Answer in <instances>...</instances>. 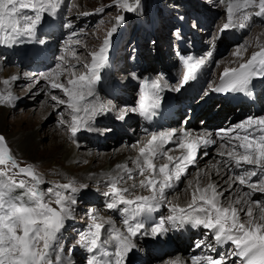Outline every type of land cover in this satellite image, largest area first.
I'll return each instance as SVG.
<instances>
[{
    "label": "snow or ice",
    "instance_id": "1",
    "mask_svg": "<svg viewBox=\"0 0 264 264\" xmlns=\"http://www.w3.org/2000/svg\"><path fill=\"white\" fill-rule=\"evenodd\" d=\"M61 3L62 0H0V45L16 46L22 37L29 42H36L45 15L55 17ZM140 4L141 0H135L134 3L129 0H114L113 6L120 7L127 13H134ZM251 9L258 10L253 12ZM97 12H104V8L97 9ZM226 13V22L220 29L221 35L227 30L246 28L253 15L264 16V0H227ZM124 19L123 15H117L116 24H121ZM116 31L117 28L112 27L107 37H111ZM38 42L45 43L44 40ZM109 45L110 41L106 38L98 50L90 53L92 62L85 65L88 71L70 79L67 85L58 82V77L52 74L44 77L49 80L52 89L60 90L67 97L65 100L53 94L51 100L56 104L66 105L69 109L71 122L67 127L73 137L81 130H91L92 123L98 116L113 111L110 105L97 103L99 97L95 91L102 79V70L108 65ZM246 50L242 45L238 46L233 55L242 59ZM212 55L209 51L207 58ZM183 64L185 71L178 86L163 82V78L142 81L136 104L125 106L116 118L124 121L129 114H134L152 121L162 107V93L165 90L179 93L190 81H195L206 64V58L193 59L188 56L183 59ZM56 67L59 68L60 65ZM16 79L15 76L11 78L13 81ZM254 79H264V47L254 51L238 67L225 68L220 77V85L211 91L250 95ZM2 83L8 86L10 80L6 78ZM89 97L93 99L89 101ZM14 99L10 90L0 93L2 104L12 105ZM59 124L64 125L65 121L61 119ZM216 136L230 145L223 150L226 145L220 144L222 150L218 155L227 158L217 161V164L222 163L230 170L234 168L240 171L234 175L229 188L223 191H218L214 184L205 188L197 184L191 203L187 207H181L167 201L166 190L174 189L189 166L196 164L198 150L202 146L214 145L217 141L210 135L194 136L186 129L179 135L175 129L152 132L150 138L138 147L139 155L133 161L142 177L139 184L134 182L130 186H121L126 184L125 176L113 175L106 185L108 190L103 192V196L111 201L106 204L108 210L125 206L120 211L124 214L123 223L127 234L118 230L113 234V229L109 228L102 239V230L110 221L92 215L88 231L77 241L89 254L85 264H126L129 252L136 247L133 238L138 235L159 236L167 233L170 228L182 229L186 226L209 230L217 246H234L231 251L217 258L212 255H194L190 264H227L228 258H232L231 264H264V201L251 199L256 192L264 193V115L246 118L232 129L218 131ZM174 138L178 141V148L182 150L179 156L170 155L169 151L172 149L165 150V146L173 142ZM5 140L0 135V166H4L0 169V178H4L0 180V264H71L63 256L65 245L61 233L66 222L74 219L73 213L78 204L76 194L86 190L88 186L85 184L78 188L73 182H68L42 190L41 185L45 181L32 167H20L17 164ZM204 154L207 155L206 152ZM161 159L166 162L160 163ZM117 167L127 172V179L133 178L132 170L126 166ZM13 169L30 177L31 183L25 179L17 181L14 178L17 173L10 175ZM253 177H258V181L253 182ZM237 181L250 191H244L235 199L230 194L222 201L224 192L231 193L232 184ZM137 187L149 194L130 198ZM17 190L23 191L17 194ZM236 192L239 193L240 189L237 188ZM165 203L170 214L160 218L150 232L144 231L151 214ZM241 213H244V219L241 218ZM113 244L114 250H110L109 246ZM194 247H207L213 252L216 250L213 245L205 244L204 241L195 242ZM73 251L75 248L69 247L68 254L71 255ZM169 264L188 262L177 258Z\"/></svg>",
    "mask_w": 264,
    "mask_h": 264
},
{
    "label": "rangeland",
    "instance_id": "2",
    "mask_svg": "<svg viewBox=\"0 0 264 264\" xmlns=\"http://www.w3.org/2000/svg\"><path fill=\"white\" fill-rule=\"evenodd\" d=\"M129 2L134 3L135 0H129ZM113 5L114 0H67L65 3H61L58 11V13L63 12V17H66L61 19L57 13L58 15L52 17V19L57 17L58 20L52 22V19H48L49 16L47 17V15H45L37 34H40V40H47L49 42L51 47L50 52H52V62L50 65L44 68L43 71L38 72H40L42 74L41 76L44 78V72L49 70L51 71L49 74H55V77L62 79L61 83L64 84L68 82L67 76L70 75L72 78L79 77L84 70L88 71L86 67L83 68L84 61L91 64L92 58L90 53L98 50L104 44L106 38L109 39V61L107 67L102 70L101 75L103 79H101V82L102 85L113 84L112 87L116 90H114L115 92H113V94L115 96H112V98L115 99L113 100L111 96L106 93L107 91L104 92L101 86H98V95L107 101L106 105L113 106V111L98 116L93 122L94 124L92 123L91 130H81V132L84 133L82 135H87L91 139L97 138L98 141L96 140L95 144H100L98 145L99 147H105L106 141L107 143L110 142V144L101 151L109 152L118 147L123 148L125 145L127 146V144L136 145L135 143H143L146 140L144 139V135L146 134H143V132L149 129H142L138 132H134L138 127H134V125L130 124L131 118H126V120L121 121L130 126L120 125L122 123H119L118 127L115 126L117 124L114 125L115 121L118 120L116 117L120 114V110L124 109L125 106H133L138 101L140 95L139 85L142 81L163 78L164 82L172 86H178L185 71L183 59L188 56L194 57L196 50L202 47L203 51L208 53V50L211 49L210 51L213 53L209 59L206 58V53L202 56L206 58V64L202 68V73L208 74V79H206L205 82H209V84L207 83V88H212L215 86L212 83H215L218 78L216 76L217 74H222L225 68L238 67L240 63L250 58L254 51H258L261 47H264V16L256 17L253 15L247 22L246 28L227 30L221 35L220 29L226 22L227 0H223V2H221V0H141L140 7L134 13H127L120 7ZM101 8H104V12L98 13L97 9ZM256 10L258 9H251L253 12ZM84 13H89V15H84ZM117 15H123L125 17L124 21L119 25H117L115 21ZM112 27H116L117 31L113 33L111 37H107V33ZM177 29L179 30L178 32ZM40 30L41 32L39 33ZM26 39L27 38L24 40ZM20 45L23 46V44H17L15 47H19ZM241 45L247 49L243 52L242 59L233 55L237 47ZM3 54L4 53H0V59ZM11 55L13 58L8 61L4 59L3 66L0 69V93H6L5 91H7L6 86L1 83L3 78L6 77V72L8 71L13 75L15 72L13 69L17 67V65L13 63L17 60V56ZM81 55L85 57L84 61H80L79 58ZM61 57H63L62 60ZM149 63L152 65H149ZM26 65L22 66V68L20 66L21 74H23L22 76L25 75L27 78H36L40 76L33 74L36 70ZM57 65H60V70L56 67ZM147 65L150 68V72L143 74L142 71L146 69L145 66ZM69 69L78 70L79 72L74 73ZM12 77L9 78L10 83L16 85L13 90H10L15 97L14 103L12 105L0 103V134L6 138L5 142L10 148V154L20 167H32L40 178L45 181V183L41 185L42 190L68 182H73L78 188L80 185H85V183L78 182L79 180L76 179L78 176L72 171L65 170L66 174L62 173V168L66 167L65 165L64 167L59 164L62 154L58 157L51 156L50 154L47 155L42 151V148L39 149V147L37 148L36 146L37 143L43 145L48 143V136H38L39 134H37H41V130L48 124L53 125L57 129L60 128L65 130L63 131L64 134L61 135V137L63 136V138H60L61 142L63 140L65 141V138L71 141L73 140V143L83 141L79 139L78 135L75 137L71 136V133L68 132L67 122L64 125L59 124V121L64 116V110L61 108L62 106L54 103L50 99L48 102L51 111L48 113L45 112L44 116L38 118L34 117L35 114L32 112L33 108L30 109V107L33 106L36 97L40 98V103L46 101L45 96H41V92L35 88H26L28 83L33 81L24 82L22 79H19V77L13 81L11 80ZM128 82L131 83V85L133 84V86L129 88L130 84H127ZM41 83H43V87H47V84L50 86L49 80L42 81ZM252 84L251 88L254 90L256 87H254V83ZM258 84L260 89L257 100L260 101L264 100V79H260ZM50 89V93L52 94L61 93L60 90L52 89L51 86ZM108 91L110 92V90ZM117 95H125L126 97H130L132 101L124 105L123 102H118ZM163 95L164 94H162V96ZM64 97V94H61V99L67 100V97ZM197 105H194L191 110L197 111ZM38 107L42 106L39 105ZM224 108L223 106L221 107V109ZM259 108H261L259 109L260 111L255 114L254 117L264 115V105L261 104ZM226 110L227 112L229 111L227 108ZM252 112L254 114L257 112V109H254ZM212 114V111L208 109L196 119V125L200 126L198 128L200 131L203 127V129H205L204 125H207L206 122L211 118ZM249 116L250 115H246L243 116V118H248ZM229 117L231 116L229 115L228 118L226 117V113L225 118L217 117L214 120V122L217 121L216 124H210L208 130L205 131H212L213 133L215 126V130L222 129V127V130L232 129L236 124L243 121H239L240 118L234 120L229 119ZM167 124L168 125H163L161 130H170L172 128L171 121H167ZM176 124L178 128L181 127L182 130L186 129L189 131L191 127L194 128V126L189 125L183 128L178 120ZM121 127H124L127 132H119L118 130H120ZM131 131L134 134L131 137L127 136V133H129V135L132 134ZM152 132L157 131H149V135ZM120 138H124L127 144ZM19 140H22V142L27 141V143L32 142L33 144L29 143V147L26 150H22L17 144ZM220 141L221 140H219L217 145L214 144L209 147V149L205 148L202 151L201 155H203V160H210L211 158H213V160H218V158H220L218 155L219 151L222 150L219 145ZM221 143H225L226 145L223 150L230 147V145H227L226 141H221ZM176 145L178 146V142L173 141L165 146V150L167 151L169 150L168 148H174L169 154L175 155L179 151ZM93 148L96 149L95 146ZM205 152L207 155L204 154ZM86 163L85 161H79L76 164L78 167H81L84 166V164L86 165ZM160 163H163V161ZM3 167L4 166H0V169H3ZM190 167L187 170L188 174L186 173L182 176L183 178L181 177L178 183L180 185L182 184L181 187L179 185L180 190L175 192L176 194L179 193V199L182 198L180 197L181 193H183L182 195L185 198L191 195L190 189L192 184H198L200 187L203 186L202 178L204 177L205 179L207 168L205 164H201L199 167H195V165ZM224 168L226 175L223 178L230 177V180L226 181L225 185L219 187L220 191L228 189L229 183L234 179V175L238 174L240 171L234 168L231 171L225 166ZM132 172L133 178L130 180L133 181L132 183L135 182L138 185V180L142 179V177H140L138 173L135 174L136 171L132 170ZM12 173H17L14 176L17 181L25 179L31 183V178L19 174L18 169H13L10 175ZM123 173L126 174L127 179V172L123 171ZM109 178L110 177L105 178V180L102 181L103 184H101V182L89 181L86 183L88 186L87 189L81 190L76 194L78 204L73 213L74 219L66 222V227L61 233L65 245L63 256L67 257L72 264H85L86 258L89 255L84 248L77 244V241L88 231V227L92 223V215L97 216L98 213L103 215L107 214L111 216L110 219L112 222L114 221L117 223L116 226L123 227L124 214L121 212L119 213V210L124 206H118L119 208L116 210H108L106 208V204L111 201L109 198L103 196V192L108 190L106 185L109 182ZM2 179L4 178H0V180ZM257 181L258 177H253V182ZM237 183L238 181L232 184L231 192L234 190ZM121 186L130 185L122 184ZM241 187L239 193L233 194V199H235L237 195H242L244 191H250L246 186ZM141 190L142 189L137 187L130 198H134L135 195H144L145 190ZM22 191L23 190H17V194ZM175 193L174 195H176ZM224 194L229 195L231 193L225 191ZM172 195L173 194H171V196ZM251 199L253 201H264V193L256 192ZM172 203L177 204L175 200L172 201ZM53 206L55 207L54 204ZM153 214L155 213L153 212L151 214L152 218L155 220L156 216H153ZM155 223L154 221L152 224L154 225ZM106 229L105 225V229L102 230L103 237V233ZM180 233L181 231L176 234L180 236ZM183 240H185V238H183ZM195 242L196 241L192 240V243H190L191 245L188 243L191 249L195 248L193 246ZM140 243V241L134 242V244H138L139 246H136L129 252V257L132 258L134 263L143 258L146 260L149 255L146 251L144 252ZM69 247L75 248V251H73L71 255L68 254ZM231 247L230 244L225 245L212 256L217 258L221 254L231 251ZM203 249L206 255L211 254L209 248L203 247ZM178 254V251L164 253L163 257L156 259L152 258L148 260L149 263H147L155 264L157 262V264H162L160 260L164 258H174L178 256ZM231 259L232 258H228L227 264H231ZM141 263L145 264V261H141Z\"/></svg>",
    "mask_w": 264,
    "mask_h": 264
},
{
    "label": "bare ground",
    "instance_id": "3",
    "mask_svg": "<svg viewBox=\"0 0 264 264\" xmlns=\"http://www.w3.org/2000/svg\"><path fill=\"white\" fill-rule=\"evenodd\" d=\"M66 1L67 0H63L62 3H65ZM62 13H58V14H59V17L61 19H64V17H66V16L63 17ZM48 19L51 20L52 17H48ZM55 20H58V18L56 17V18L52 19L51 21L53 22ZM40 32H41V30L39 31V33ZM39 35H37V36H39ZM24 39H25V37H22L21 41L18 44H20ZM56 41H58V40H56ZM53 49H55V48H53ZM210 50H208V51H210ZM0 53H4L1 56L2 58L0 59V69H1V67L3 66V63H4L3 60L5 59V61H8V60L12 59L13 56L10 53H6L3 50H1ZM205 53L207 54V52L203 51V48L201 47L200 49L196 50V53L194 54L195 56L193 57V59L204 58L202 56L205 55ZM79 59H80V61H84L85 57H83V55H81ZM86 64H88V63L84 61L83 68L85 67ZM49 65H46L45 68L48 67ZM149 65H152V64L149 63ZM26 66H29L30 68H33V67H31L30 63H27ZM145 68L146 69H144L142 71V73L143 74L149 73L150 72V68L148 67V65L145 66ZM59 70H60V68H59ZM69 70L71 72H74V73L75 72H79L78 70H71V69H69ZM13 71H15L13 75H11V73H9L7 71L6 75H5L6 77H4L3 80L6 79V78L9 79L10 77L15 76L17 78L19 77V79H22L24 82L33 81V82L28 83V86L26 88L27 89L35 88L36 90H39L41 92V96H45V98H46V101H43L42 103L39 102L40 101L39 97L35 98V100L33 102V106L30 107V109L33 108L32 112H34V114H35L34 117L38 118L40 116H44L45 112L48 113L49 111H51L50 104H49L48 101L51 99V95H53V94L50 93L51 89H50L49 84H47V87H43V83H41V82L45 81V79L41 76L42 74L40 72H38V71H34L33 74L40 75V76H38L36 78L35 77L34 78H31V77L27 78L25 75L22 76L23 74H21L22 72L20 71V66L15 67L13 69ZM86 72L87 71L84 70V72L81 75L85 74ZM44 73H45V77H46V76H49V73H51V71L48 70V71H46ZM53 76H55V74ZM207 76H208V74H206V73L203 74L202 70H200V72L198 73L197 79L195 81H190L189 84L185 86L186 87V92H188V93H193L196 90V94L193 97L192 96H188V95H182L181 93L176 94L177 92L170 91V90H165V92L162 93V94H164L163 95L164 97L163 96L162 97H163V101L164 100L165 101H169V99L172 96H176V103L173 105L172 112H175L177 115H181L183 113V109L181 108V105H178L179 101H181V100H185V101L189 100L188 102H190V100L198 99V97H201L200 100H198L199 102L192 103L193 105H197V103H198V105H197L198 108H197L196 114H198L200 112H202V114H203L208 109H210V111H212L213 114L211 115V118L207 120V122H206L207 125H204L205 129H203L204 128L203 127L202 130L200 131V129H198L200 126L196 125L197 122L195 121V124L193 125L194 128L191 127V130H189L188 132L192 133L194 136L195 135H200V136H206L207 137V136L210 135L212 139L217 141V143H216V145H217L219 140H220V138L218 136H216V133L218 131H221L223 129V127H222V129L215 130L216 129V126H215L214 129H213V131H214L213 133H212V131H210V132L205 131V130H208V127L210 126V124H213V125L216 124L217 121L214 122V120L217 117L225 118V113H226V117L227 118H228L229 115L231 116V117H229V119H234L235 120L236 118H240L239 121H241V120L244 121L246 118L245 117L243 118V116L250 115L249 117H254L255 114H257L260 111L259 109H261V108H259V107H260L261 104L264 105V100H260V101L256 100L254 102V104L242 102L241 104H238V105L234 106L233 104H230V102L225 98V96L227 94H224V93H214V94H212V91H211L212 88H210V89L207 88L208 90L205 91L204 94H203L202 92L204 91L205 84H207V83L209 84V82H205L206 79H208ZM216 76L218 77L216 82L212 83L213 85H215L214 87H216V86L218 87L220 85L221 74H219V75L217 74ZM67 77H68L67 78L68 81L70 79L75 78V77L72 78V76H70V75L67 76ZM3 80H2V82H3ZM152 80H155V79H152ZM152 80H148V81H152ZM61 81H62V79L58 78V82H61ZM259 82H260V79H254L252 81V83H254V86L256 87L254 91H255V93H257L256 94L257 95V99H258V94H259V89H260V86L258 84ZM67 84H68V82L65 83V85H67ZM127 84H130L129 88L131 86H133V84L131 85V83H129V82ZM14 86H16V85L15 84L13 85L12 83H10L8 86H6V90L7 91L13 90ZM98 86H101V88H102V90H104V92L107 91L106 93L109 94L111 96V98H112V96H115L113 94V92H115L114 90H116V89L114 87H112L113 86L112 83H110L108 85H106V84L102 85V82L100 81L97 84V86L95 88V91L97 93V96L99 97V95H98L99 94L98 93V91H99L98 90L99 89ZM108 90H110V92ZM7 91H5V92H7ZM61 94H63V92L55 94V95H57L59 98H61ZM177 95H179L178 98H177ZM250 95H252V94H250ZM92 99L93 98H91V97L88 98L89 101L92 100ZM112 99L114 100L115 98H112ZM117 100L120 103L123 102L124 105H127L128 102L130 103L132 101L130 99V97H126L125 95H122V96L117 95ZM239 100L240 99H237V102H239ZM86 102L87 101H85V103ZM97 103L107 104V101L104 100V98L102 99V97H99V100L97 101ZM39 105H41L42 107H38ZM61 106H62L61 108L64 110V112H63L64 116L62 117V119L65 121V123L67 122L66 125H68L71 122V116L69 114V109H67L66 105H61ZM222 106L225 107V108L221 109ZM226 108L229 110L228 112H227ZM253 108L257 109V112H255L254 114L252 112L254 110ZM206 114H208V113H206ZM130 118H131V120H130L131 123L130 124L134 125V127L135 126L138 127V129L136 131H134V132H138L139 130H142V129H150V127H151V124L147 123L146 120L144 118H142V117H139V115H136V116H134V114L128 115L127 119H130ZM25 119H26V116H25ZM167 121H171V124H172V126H171L172 128L171 129L177 130V134L178 135L183 131L181 127L178 128V125L176 124L177 119H174L172 117L170 120H166L164 122V125H168ZM119 123H122V122L117 120V121H115L114 125L117 124L115 126L118 127ZM120 125L130 126L129 124H126L125 122H123ZM41 131H42L41 134L37 133V134H39L38 136H44V135L48 136V143L45 144V145H43L41 143H39V144L37 143L36 144L37 148L38 147H39V149L42 148V151L44 153H46L47 155L50 154L51 156H54V157H58V156H60L62 154V157L60 158L59 164H60V166H62V165L66 166V167L64 166L65 168H62V173L66 174L65 170L72 171L73 173H75L78 176L76 178V179L79 180L78 182L79 183L80 182L81 183H85V184L87 182H89V181L101 182V184H103L102 181H104L105 178L111 177L113 175H117V176L123 175V176H125V179H126V174L123 173L124 169L123 168H118L117 167L118 165L126 166L127 169L136 171L135 174L138 173V170L135 168V164L133 163V161H135L136 158L139 155L138 147L140 145H142L144 142H146L147 139H149V137H150L149 131H147V130L144 131L143 134H146V135H144V139H146V140L143 143H139V144L135 143L136 144L135 147H134V144L133 145L127 144V142L125 141L124 138H120L122 141L123 140L125 141L124 143L127 144V146L125 145L123 148L118 147V148L113 149V150H111L109 152H105V151H101V150H104L110 144V142L107 143V141H106V143L104 145L105 147H99L98 145H100V144H95V141L97 140V138L96 139H91L87 135L86 136L82 135L84 133H82L81 131L77 133V135L79 136V139L83 140L82 142H79V143H73L72 142L73 140L71 141L68 138H65V141L63 140L61 142L60 138H63V136L61 137V135L64 134L63 131H65V130L64 129L62 130L60 128L57 129L56 127H54L51 124H48ZM118 131L119 132L120 131L121 132H123V131L127 132V130L124 129V127L123 128L121 127L120 130H118ZM131 133H132L131 135H129V133H127V136L131 137L134 134L132 131H131ZM67 140H69V141H67ZM80 140H78V141H80ZM173 141L174 142H178L176 138H174ZM29 143L33 144L32 142H29ZM29 143H27V141L26 142L25 141L22 142V140L21 141L19 140L17 142V144L20 146V149H22V150H26L29 147ZM220 144H221V141H220ZM94 146H95L96 149L93 148ZM211 146L212 145H209V146H206V147L202 146L198 150V156H197V161H196L195 167H199V165H201V164H205V166L207 167L206 168V172H205V175H206L205 179H204V177L202 178L203 179V186L201 188H205L209 184H214V185L217 186V190H219V187L222 186V185H225L226 181L230 180L229 179L230 177L223 178L226 175L225 168H224L222 163L221 164H217V161H222L221 159L224 160L227 157L226 158L225 157H220V158H218V160H213V158H211L210 160H203L204 159L202 157L203 155H201L202 151L205 148L209 149V147H211ZM86 148H89V149H86ZM168 149H170V148H168ZM171 149H174V148H171ZM178 150L179 151L175 154V156H179V155L182 154V150H180L179 148H178ZM79 161H81V162L85 161L87 163H86V165L84 164V166L78 167L76 163L79 162ZM162 161L166 162L164 159H161V161H159V162H162ZM213 165H216V167L214 168ZM190 169H191V167H190ZM208 174H210V175H208ZM198 178H199V176H198ZM132 182L133 181H131L129 179H126V185H131V184H133ZM199 182H201V181H199ZM179 185L180 184H177V186L174 189L166 190L167 201H171L172 202V201L175 200V202L178 205H180L181 207H187V205L191 203L192 193H193V190L195 189V187L197 186V184H192L191 189H190L191 190V192H190L191 195H188V197L185 198L182 195L183 193H181L180 197H182V198H180V199H179V193H177V194L175 193L176 191L180 190V187H181L182 184L180 185V187H179ZM237 188H239L240 191H241L242 187H241V185H239V183H237V185L235 186L234 190L231 192L232 196H233V194L237 193L236 192ZM174 193L176 195H174ZM148 194L149 193L147 191H145L144 195H148ZM171 194H173V195L171 196ZM229 195L228 194H226V195L224 194V197L222 198V201L224 199H226L227 197H229ZM120 206H123V205H120ZM237 207H239V206L237 205ZM120 212L121 211L119 210V213ZM154 213L155 214H153V216L155 215L156 219L154 220L152 218V215H151L150 219H148L146 221V227H145L144 231L150 232V230H151L150 228L153 226L152 223L154 221L157 223L160 218H162L163 216L166 217V215L168 216L170 214L169 210H168V205H166V203H165L164 206H162L159 210L155 211ZM98 215L101 218V220L110 221V223L108 224V227H107V224H106V228H107L105 230L106 232H107V230L109 228H112L113 229V234H115V231H117V230L119 232L123 233V234H127V229H126V226L124 224H123V227L116 226L117 223L114 222V221L113 222L111 221V219H110L111 216H109L107 214L103 215V214H100V213H98L97 216ZM241 218L242 219L245 218L244 214H242V213H241ZM116 221L118 223H120L119 222L120 219H119V221L118 220H116ZM188 227H189V229L191 231V234L193 236L192 237L193 241H196V242L204 241L205 244H211V245H213L216 248L215 252L211 251V249H210V253H211L210 255H215L217 253V251L221 249V247L225 246V245H223V246L215 245V241H214L213 237L211 236V232L209 230H206V229H204L202 227L199 228V229H192V228H190V226H188ZM183 229L184 228H182V229H171L170 228V230L167 233L164 234V237L167 240H169L172 245H175V242H176V245H175L176 249L173 250V251H167L166 253H172L174 251H178L179 254H178V256H175L174 258H164V259L160 260V263L169 264L170 261H173V260H176L177 258H179L181 261L188 262V264H190V260H191V257L193 255H206L205 254V250L203 248H201L199 250L197 248L191 249L190 248L191 244L189 245L188 243H186L185 240L182 239V237H180V236H178L176 234L175 230H180L182 232ZM105 231L103 233L104 235L106 233ZM152 237H153L152 235H147V236L138 235L136 238H133V242H139L140 241L141 242L140 246L143 249L144 246H145V241H147L148 239H150ZM102 238H103V236H102ZM135 245L139 246L138 244H135ZM109 247H110V250H114V244L110 245ZM233 247L234 246L231 247V250L233 249ZM205 248H207V247H205ZM147 253L149 255H148V258L146 260H144V258H143L142 260H139V261H137L135 263L132 261V258L129 257V254H128V256L126 258V264H142L141 261H143V262L145 261V264H148L149 263L148 260H150L152 258L153 259L159 258L154 253H152L150 250H147ZM64 258L69 260L65 256H64ZM155 264H157V262Z\"/></svg>",
    "mask_w": 264,
    "mask_h": 264
},
{
    "label": "water",
    "instance_id": "4",
    "mask_svg": "<svg viewBox=\"0 0 264 264\" xmlns=\"http://www.w3.org/2000/svg\"><path fill=\"white\" fill-rule=\"evenodd\" d=\"M1 135V134H0ZM8 149H9V151H10V148L8 147ZM10 153H11V151H10Z\"/></svg>",
    "mask_w": 264,
    "mask_h": 264
}]
</instances>
